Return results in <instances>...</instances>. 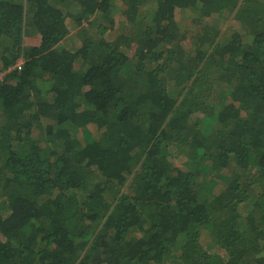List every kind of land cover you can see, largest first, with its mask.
<instances>
[{
    "label": "trees",
    "instance_id": "1",
    "mask_svg": "<svg viewBox=\"0 0 264 264\" xmlns=\"http://www.w3.org/2000/svg\"><path fill=\"white\" fill-rule=\"evenodd\" d=\"M1 74L0 264H264V0H0Z\"/></svg>",
    "mask_w": 264,
    "mask_h": 264
},
{
    "label": "rangeland",
    "instance_id": "2",
    "mask_svg": "<svg viewBox=\"0 0 264 264\" xmlns=\"http://www.w3.org/2000/svg\"><path fill=\"white\" fill-rule=\"evenodd\" d=\"M22 1V0H21ZM179 16V14L176 12V18ZM224 19H220L219 20V24H220V26L222 27L221 29L223 30V29H228V28H236V24L235 23H233V21L232 20H227V18H225V17H223ZM176 163L179 165V166H181V161H183V158L182 157H177L176 159ZM205 240V239H204ZM206 243L207 242H203V245H204V247H206ZM211 252H212V250H211Z\"/></svg>",
    "mask_w": 264,
    "mask_h": 264
},
{
    "label": "built area",
    "instance_id": "3",
    "mask_svg": "<svg viewBox=\"0 0 264 264\" xmlns=\"http://www.w3.org/2000/svg\"><path fill=\"white\" fill-rule=\"evenodd\" d=\"M22 64L23 62L21 60H18V62L12 67V68H8L5 73H9L12 69H15V70H21L22 69ZM2 77V74L0 75V79Z\"/></svg>",
    "mask_w": 264,
    "mask_h": 264
},
{
    "label": "bare ground",
    "instance_id": "4",
    "mask_svg": "<svg viewBox=\"0 0 264 264\" xmlns=\"http://www.w3.org/2000/svg\"><path fill=\"white\" fill-rule=\"evenodd\" d=\"M19 60V59H18Z\"/></svg>",
    "mask_w": 264,
    "mask_h": 264
}]
</instances>
